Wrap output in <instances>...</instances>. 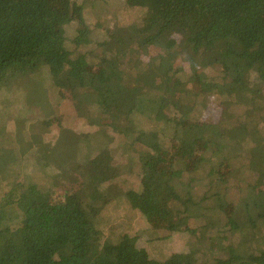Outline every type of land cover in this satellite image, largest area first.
Listing matches in <instances>:
<instances>
[{"label": "trees", "instance_id": "16d2710c", "mask_svg": "<svg viewBox=\"0 0 264 264\" xmlns=\"http://www.w3.org/2000/svg\"><path fill=\"white\" fill-rule=\"evenodd\" d=\"M73 18L80 28L71 38L65 26ZM106 18L134 24L130 45H111ZM151 47L166 55L147 56ZM212 64L227 68L203 81L199 69ZM62 90L70 95L64 104ZM19 92L46 121L19 119L13 137L29 146L23 167L14 143L0 138V188H8L0 200V264H264V0H76L72 11L60 0H0V133L9 132L5 107ZM136 93L144 100L135 106ZM62 107L95 131L61 126L57 143H44ZM160 125L181 127L182 139L170 144L178 158L201 152L200 167L211 168L221 148L234 167L224 179L172 172L186 201L172 206L196 212L205 231L169 263L145 259L140 244L168 239L170 229H133L103 242L96 224L111 200L147 221L165 212L129 183L138 171L157 174L132 140L151 138ZM115 143L125 160L112 153ZM103 167L108 173L100 176L95 169ZM55 169L72 178L61 202L52 198L61 178Z\"/></svg>", "mask_w": 264, "mask_h": 264}, {"label": "rangeland", "instance_id": "374dc122", "mask_svg": "<svg viewBox=\"0 0 264 264\" xmlns=\"http://www.w3.org/2000/svg\"><path fill=\"white\" fill-rule=\"evenodd\" d=\"M75 4L76 0H60V5L65 10H74ZM101 23L104 24L103 26L108 31V36L112 46L122 45L127 47L132 42V39L136 36L135 31L131 28L134 24L128 23V21L125 19L120 20L119 22V20L117 21L115 19L106 18L103 19ZM79 28L80 21L78 18H73V20L65 26V30L71 38L77 37ZM148 51L149 52L147 56L149 57L166 55L163 49L159 47H151ZM226 68V65L212 64L207 68H201V70L199 69L200 76L202 77L203 81H205L208 78H212L213 76L217 75ZM180 75L189 76L190 74L180 73ZM196 86L198 87L199 84ZM19 94L20 95L11 99V104L9 107H5L6 116L4 117V124L9 132L0 133V138L14 143L11 145V147H13V150L16 151V156L18 160L21 161L20 164L23 167L24 164L20 157H23L24 153L29 149V146L25 143H22L21 141L17 142V139L13 137L14 135H18L17 133H19L21 130V128H18L19 119H21V117H26V121L37 120L35 123H38L46 121V115L42 114L39 108L31 106L26 97L23 96V92H19ZM58 96L61 98V100H63V102L60 104H64L70 100L69 93L64 90L60 91ZM87 99L88 102H91L90 97ZM143 100L142 94L140 93H136L133 98L130 99L131 103L135 106L139 105V102ZM49 122L50 124L48 125H50V127L48 130H50V132L45 136V139L42 140L44 143H49L50 146L57 143L56 137L58 138V135L61 131V126L62 128L68 127L73 131H84L86 133L95 131V128H93L91 125H87L80 118H76V116L71 113L70 110L67 111L66 107H62V109L60 108V111L55 113ZM84 127L85 129H83ZM34 128L37 131V136H41L42 130L36 127ZM151 131V138L144 139L141 136L140 139L136 137L134 138L135 140L132 141L136 143L135 147L141 151V153H149L151 155V162L153 165H155V172L157 174L153 179H148L142 178L141 172L138 171V175L130 176L131 180H129V183L131 181V184L135 185L137 189L141 190L143 195L147 196L148 198L157 199L161 203L162 209L164 208L165 212L161 216L147 221L144 217L135 213V210L132 207L125 206L123 209H120L116 203V200H111L109 203L105 202L104 205L107 206L105 208L103 207L104 209L100 208L101 214L96 219V224L101 231V238L103 242L111 239L117 233L123 231H132L133 229H146L151 228L152 226L170 229L172 231L170 238L154 242L143 240L140 244L145 259L155 258L161 261H168V258H170L172 255L185 254L189 251V247L193 248L196 246L197 243L204 237L203 234L205 231V228L199 225L198 220L195 218L197 221L196 222L193 219L194 216L197 215L196 212H191V214L194 215L190 214V217L186 213H180L174 206H172V199H182L184 202H186L185 199L179 195L178 191L174 190L173 184L170 183V175L172 172L176 174L178 173L180 175L182 171L178 172V170H183L185 176H192L197 171L204 170L202 172H208V174L215 179H224L227 178L230 173H232L234 167L232 165H227L223 161V152L221 151V148L213 157L214 159L212 161L215 163L211 168L200 167L201 152L194 154L193 158H186L183 156L178 158V151H176L171 145H174V139H182V129L179 126L165 127L160 125L154 129L151 127ZM239 135H241V133ZM243 139L244 138L242 137L238 138L235 141L234 148L239 150L242 147ZM119 145V143L112 145L111 151L114 153L117 159L122 158V160H125L127 153L123 148H119ZM51 159L52 162L57 161L53 160L52 157ZM139 165L141 164L139 163ZM108 168H96L95 172L98 175L103 176L108 173ZM14 169L18 168L15 167ZM117 169L118 168L114 169L115 171L111 176H114L115 173H117ZM120 171H122L121 167ZM53 175L61 178H59L58 187L56 188L52 198L56 202H61L64 197V188H66L68 184L72 182V178L70 175L62 176V174L56 169L54 170ZM260 178L261 184L259 187L261 190H264V175H262ZM7 190L8 188L5 186L0 188V200ZM225 209H229L227 204L225 205ZM165 235H168V233L162 234L161 237H164ZM169 261L167 263H169Z\"/></svg>", "mask_w": 264, "mask_h": 264}]
</instances>
